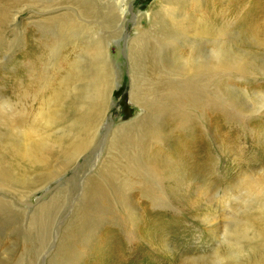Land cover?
Here are the masks:
<instances>
[{"label": "rangeland", "instance_id": "374dc122", "mask_svg": "<svg viewBox=\"0 0 264 264\" xmlns=\"http://www.w3.org/2000/svg\"><path fill=\"white\" fill-rule=\"evenodd\" d=\"M70 1L0 0V264H264V0H207L209 7L202 0L198 13L215 29L225 16L219 27L223 60L239 71H225L222 77L212 73L207 81L212 84L198 87L190 101L181 98L184 92L179 89L176 105L168 106L160 118L149 117L150 129L136 132L142 137L160 136L158 146L143 143L147 155L146 148L134 152L141 136L119 155L111 147L113 128L105 121L84 136V144L73 156L55 157L47 170L17 168L19 133L29 128L48 95L44 76L57 83L74 58L70 46L58 55L57 44H46L49 35H42L39 27L45 24L44 29L50 26L47 33L54 31L55 25L48 22L61 16V23L67 15L71 16L68 22H78V7ZM238 2L241 22L234 28L235 18L227 5ZM160 3L103 0L98 4H120L125 10L123 27L106 29L95 19L87 21L94 25L84 37L97 32L95 39L109 51L102 64L108 65L113 78L119 77L114 103L106 114L115 126L144 114L129 98L131 78L143 65L140 61L133 67L129 47L139 33L151 29L154 14L162 9ZM52 6L69 10L43 18ZM83 21L79 27L90 26ZM249 24L260 34L259 46L245 32ZM165 53L161 60L167 74L176 67L170 60L177 56ZM76 60L84 64L81 56ZM152 75V85L170 76ZM138 77L140 89L143 83ZM150 111L160 116L155 108ZM21 118L24 122L16 124ZM144 158L146 165L157 166L155 172L143 166ZM111 159L116 165H111ZM110 169L120 171L118 179L109 177ZM141 185L155 194L144 196ZM90 190L102 193L93 195Z\"/></svg>", "mask_w": 264, "mask_h": 264}, {"label": "bare ground", "instance_id": "6f19581e", "mask_svg": "<svg viewBox=\"0 0 264 264\" xmlns=\"http://www.w3.org/2000/svg\"><path fill=\"white\" fill-rule=\"evenodd\" d=\"M100 1L103 0H71L69 3H73L74 6L77 5L78 7V22H74L73 20L68 22V18H70L71 16L67 15L66 20L62 21L61 23V16L57 20L50 19L51 21H49L48 24L55 25V28L53 29L54 31L47 33V30L50 26L47 29H44L42 27L45 24L39 27V29H41L40 33L42 35H49L46 44L47 42H53L54 45H51V47L58 46V55L60 54L61 50L63 51V49H66L68 48V46H70L73 47V50L69 51V54L74 55V58L70 63L67 64L68 70H65V75L61 76L62 74L60 75L58 73L60 76L57 77V83L54 82L56 80H47V77L44 76L43 82L45 87L43 89L45 90V92L48 91V95L46 96V99L44 98L42 100L38 112L34 117V120L31 122L29 128L23 131V133H19L21 137L19 140L21 146H19L18 149H15V154L17 157V168L23 165L24 169L26 170H36L39 168L47 170L48 168H50V162L55 157L57 159H61L62 156L66 158L73 156V154H75L76 151L79 150L84 144L83 142L85 140V137H87L96 126L99 127L105 121L108 123V127L113 128L111 147L115 149L119 153V155H124L127 146L132 141L136 140L137 137L141 136L140 134H136V132L139 133V131L148 128L149 125L152 126L150 124L151 117H155V119L160 118L163 116L164 111L168 108V106H173L174 104L176 105V101H178L177 91L179 89H182L180 91L184 92V96L181 98L183 100L190 101L189 99H191L192 94L198 87L200 89L207 86L209 87L211 80L209 84H207V81H209V78H211L210 76L212 75V73H217L218 76L221 75L222 77V75L226 73L225 71H228L229 73L239 71L237 66L231 64L230 61L223 60V56H225L221 40L223 36L221 34L222 31L219 27L222 26L225 20V16L218 20L220 21V23L218 22L217 24L218 29H215L211 25V23H208V20L204 15H199L198 13L199 5L202 0H161L160 4L162 6V9L154 14L152 19V26H150L151 29L148 32L139 33L134 39L130 41L131 43L129 47L130 52H132L131 56H133V67H137L140 61L143 62V65H140L141 72L139 74L134 73V76H132L131 78L132 85L129 93V98L133 104H136L139 107L143 108L144 114L141 116V118L138 117L132 120L130 123L128 122L127 124L125 123L119 126L113 125V121L110 118L107 119L106 114L108 113L109 108L114 103L112 96L116 88L119 87V77L117 75V77L115 76L116 78H113L114 75H110L112 71L107 68L108 65L105 67L102 64V57L105 56V59H107L109 51L108 46L105 45L102 40H100L97 36V38L95 39V34L97 32H88L87 34L89 35V38H86V36L84 37L83 33L87 30H93L92 25H94V22L88 24L89 22H91L88 20L90 18L92 20L95 19V23H97L98 25L100 24L106 29H108V27H111L112 25L118 28H122L123 23L126 20V14L124 13L125 10L121 8L120 4L106 6L105 4H98V2ZM209 5L210 4L207 1L206 6L209 7ZM227 7L230 9L228 13H231V15H233L235 18L234 28H236L241 22V7L239 6V2L230 7L229 5H227ZM66 9L69 10V8ZM66 9H56L52 6L49 7L47 9L48 11L44 12L42 15L43 18L48 19L55 16L60 11H67ZM223 11L227 13V10L224 7ZM187 12H189L190 14ZM83 18L86 19V25L90 26H78V24H84ZM230 23L232 25V22ZM249 26L251 28H249ZM249 26L245 28V32L251 37L252 40H254V42H256V45L259 46L258 39L260 37V34L257 32V28L252 24H249ZM74 29H80L82 31L76 33ZM212 37L215 38L212 39ZM261 37L263 36L261 35ZM216 38L220 39V42ZM44 49L48 50V47ZM165 52L177 56V58H172L173 60H170L173 62L174 66L176 65V67L173 68L169 73L167 72V74L165 73L166 68L165 70L163 69L164 64L161 60V57ZM80 53H83L84 55H80ZM167 53H165L166 56ZM80 56L84 60L83 65L81 61L76 60V58H79ZM57 58L59 59V57H55L54 59L57 60ZM164 60H166V58ZM166 62L168 61L166 60ZM240 64L243 65V63L241 62ZM57 69L58 68H56V70ZM244 70V67H242L241 73H244ZM154 73L161 74L163 77H165L164 75L170 76L165 77V79L162 78L163 80H165L164 83L157 82L159 84L155 83L156 85H152V81L150 80L149 76ZM171 73H175L174 75H177L178 78H176V76L173 77L174 75H171ZM33 74L34 73L32 72L31 75ZM138 76H140L143 83L142 88L139 87L140 89L136 88L137 84L140 81ZM143 76H145L147 80L144 81L142 79ZM157 80H159V78H157ZM212 80H214V78ZM194 98L196 99V97ZM69 100L71 101V103H68L70 102ZM165 100H167V102ZM150 108H155L157 114H160V116H153V113L151 114L150 111L152 109ZM150 114L152 116H150ZM18 121L16 122V124L18 125L24 122L22 118ZM68 121H70V123H68ZM157 121L158 119L155 122ZM62 122L67 125L64 126ZM62 125L64 126V128L62 127L60 129ZM56 128L59 129L56 130ZM153 128H155V126ZM158 136H141L142 138L140 139V144L135 147L134 152L138 153L141 152V149L146 148V152L143 153H149L148 146L152 147L153 145L156 146L157 144L158 146V144H160V141L156 139V137ZM143 143L147 144L148 146H145V144ZM139 155L141 154H138V156ZM160 155L158 154V156ZM135 159L131 158L129 161H131V163H136ZM114 162L115 160L111 159V165L112 163L113 165H116V163ZM145 163L147 162H145L144 158V164L142 163L143 166L146 165ZM146 166L147 168H149V170H153L154 172L157 169V166L154 164H148ZM143 170L145 171V167ZM108 171L110 172V178H119L120 171L118 169H110ZM1 172L2 171H0V174ZM128 172H130L131 174L136 171ZM146 176L149 178L148 173L146 174ZM150 178L152 179V177ZM154 178L157 179L158 177ZM154 178L153 180L155 181L156 179ZM88 181L90 183L91 179ZM146 187L147 186L145 185H141L142 189H139L142 191V193H144V196H152L155 194L152 191L153 189H147ZM103 188L104 187H102V191ZM102 191L93 192L92 190L91 193L93 195H99L102 193ZM156 198L158 197L156 196ZM153 201L151 200V202ZM216 231H219V229Z\"/></svg>", "mask_w": 264, "mask_h": 264}]
</instances>
